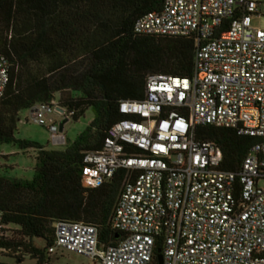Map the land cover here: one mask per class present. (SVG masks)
<instances>
[{"label": "built area", "instance_id": "2783aa9c", "mask_svg": "<svg viewBox=\"0 0 264 264\" xmlns=\"http://www.w3.org/2000/svg\"><path fill=\"white\" fill-rule=\"evenodd\" d=\"M261 5L164 0L136 21V35L193 38V77L150 75L144 98L122 100L124 118L108 129L101 151L85 156L95 184L125 171L111 220L119 242L101 244L94 225L58 221L46 264H58L52 258L63 252L91 264H159V255L163 264H264V30L253 26ZM10 82L0 54V102ZM29 112L28 123L47 128L54 146L66 145L57 118L66 125L74 113L57 99ZM196 126L257 142L239 171L227 172L221 147L199 141ZM3 217L0 264H29L32 255L13 246L19 227Z\"/></svg>", "mask_w": 264, "mask_h": 264}, {"label": "trees", "instance_id": "16d2710c", "mask_svg": "<svg viewBox=\"0 0 264 264\" xmlns=\"http://www.w3.org/2000/svg\"><path fill=\"white\" fill-rule=\"evenodd\" d=\"M164 0H0V54L11 65V82L0 102V146L37 152L31 180L0 177V211L20 228L13 244L31 254L29 264L50 262L48 249L58 221L94 225L101 244L115 246L111 220L125 171L85 187L87 152L101 151L108 129L124 118L122 100L144 98L150 75L192 78L195 40L140 36L136 21L159 11ZM57 99L75 121L93 110L94 119L64 150H48L16 138L19 114ZM199 141L223 151L222 170L237 172L252 137L234 130L196 126ZM36 239L46 242L44 248ZM160 249V248H159ZM154 264H158L157 261Z\"/></svg>", "mask_w": 264, "mask_h": 264}, {"label": "rangeland", "instance_id": "374dc122", "mask_svg": "<svg viewBox=\"0 0 264 264\" xmlns=\"http://www.w3.org/2000/svg\"><path fill=\"white\" fill-rule=\"evenodd\" d=\"M261 3V16L253 18V26L255 28L264 30V0H251ZM29 110L22 111L19 114L20 123L16 138L19 140H31L41 144L48 150H64L72 144L80 134L91 124L94 119L92 109H89L85 116L80 120L75 121L73 118L64 126V135L66 137L65 146H54L52 142V135L45 127L37 126L33 123H28ZM58 126L62 124L63 119L57 118ZM37 152L34 150L22 151L17 145H3L0 146V177L7 179H22L31 180L34 176V169L36 165ZM97 174L91 170L86 171V179L84 180L85 187H92L95 184ZM20 229V228H19ZM35 245L39 248H44L46 242L43 239H36ZM59 259V260H57ZM53 263L58 264H91V262L79 255L70 252H63L59 256L52 258Z\"/></svg>", "mask_w": 264, "mask_h": 264}, {"label": "water", "instance_id": "95a60500", "mask_svg": "<svg viewBox=\"0 0 264 264\" xmlns=\"http://www.w3.org/2000/svg\"><path fill=\"white\" fill-rule=\"evenodd\" d=\"M64 125H65V122H63L61 125H60V131L63 132L64 131ZM158 261H159V264H163V258L161 255L158 256Z\"/></svg>", "mask_w": 264, "mask_h": 264}]
</instances>
